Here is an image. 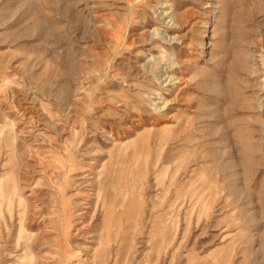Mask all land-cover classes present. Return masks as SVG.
I'll use <instances>...</instances> for the list:
<instances>
[{
	"label": "rangeland",
	"instance_id": "obj_1",
	"mask_svg": "<svg viewBox=\"0 0 264 264\" xmlns=\"http://www.w3.org/2000/svg\"><path fill=\"white\" fill-rule=\"evenodd\" d=\"M0 264H264V0H0Z\"/></svg>",
	"mask_w": 264,
	"mask_h": 264
},
{
	"label": "bare ground",
	"instance_id": "obj_2",
	"mask_svg": "<svg viewBox=\"0 0 264 264\" xmlns=\"http://www.w3.org/2000/svg\"><path fill=\"white\" fill-rule=\"evenodd\" d=\"M136 225V224H135ZM123 242V241H122ZM117 258H118V256H117Z\"/></svg>",
	"mask_w": 264,
	"mask_h": 264
}]
</instances>
